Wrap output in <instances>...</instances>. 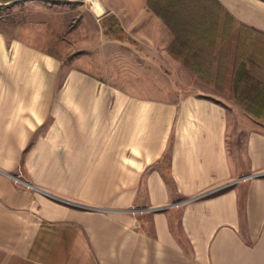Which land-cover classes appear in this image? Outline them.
<instances>
[{
    "label": "crops",
    "instance_id": "0c3cea01",
    "mask_svg": "<svg viewBox=\"0 0 264 264\" xmlns=\"http://www.w3.org/2000/svg\"><path fill=\"white\" fill-rule=\"evenodd\" d=\"M217 2L264 49V2ZM212 100L135 95L0 31V264H264V123L244 111L235 168Z\"/></svg>",
    "mask_w": 264,
    "mask_h": 264
},
{
    "label": "rangeland",
    "instance_id": "374dc122",
    "mask_svg": "<svg viewBox=\"0 0 264 264\" xmlns=\"http://www.w3.org/2000/svg\"><path fill=\"white\" fill-rule=\"evenodd\" d=\"M197 1L192 0L193 10L187 14L169 7L168 0H1L0 31L37 43L61 59L65 70L84 69L135 95L169 102L187 94L213 98L228 109L229 154L241 169L246 167L248 130L256 123L231 99L242 91L241 76L250 88L247 93L264 92V61H256L264 49L253 54L252 37L235 24L210 43L187 32L188 18L212 15L209 3ZM106 12L120 13L130 31L124 32L127 40L104 32L101 19ZM189 50L196 52L212 80L177 57Z\"/></svg>",
    "mask_w": 264,
    "mask_h": 264
},
{
    "label": "trees",
    "instance_id": "16d2710c",
    "mask_svg": "<svg viewBox=\"0 0 264 264\" xmlns=\"http://www.w3.org/2000/svg\"><path fill=\"white\" fill-rule=\"evenodd\" d=\"M201 1H205V3H211L212 15L204 17L199 15L198 17H192L191 22L187 25V32H192L193 34L197 35V37H200L202 40L210 43L214 39H218L220 36L219 34H223V32H227L229 30L228 27L230 25L229 22L231 18L229 14L223 9V7L217 2V0H198L196 4L198 5ZM260 1L264 2V0ZM191 5L192 0H168L169 7H178L182 13L191 14V11L193 10ZM2 10L3 8L0 7V11ZM102 24L103 27L106 28V33L109 37L119 41L127 40L126 34L123 32L114 17L103 19ZM253 54H255V51ZM177 57L184 61V64L187 68L191 69L199 76L207 80L213 79V77L210 76L203 64L200 62L196 52L193 50H189L186 56L180 54L177 55ZM241 77L242 78H240L238 86L242 89V91L241 93L239 91V94L233 97L231 100L237 103L244 111L251 114L255 119H258L264 123V92L259 90L257 94L253 95L247 93L248 89L250 90V88H248V85L244 82L245 76ZM212 101L220 104L215 100Z\"/></svg>",
    "mask_w": 264,
    "mask_h": 264
},
{
    "label": "water",
    "instance_id": "95a60500",
    "mask_svg": "<svg viewBox=\"0 0 264 264\" xmlns=\"http://www.w3.org/2000/svg\"><path fill=\"white\" fill-rule=\"evenodd\" d=\"M4 3H9L10 1H12V0H2ZM18 1V0H17ZM264 176V174H258V175H256V177H263ZM247 177H244V178H241L240 180H244V179H246ZM240 180H237V181H235V182H233V183H231V184H229L228 186H232V185H234L236 182H238V181H240ZM228 186H225V187H228ZM225 187H223V188H225ZM157 211V210H156Z\"/></svg>",
    "mask_w": 264,
    "mask_h": 264
}]
</instances>
